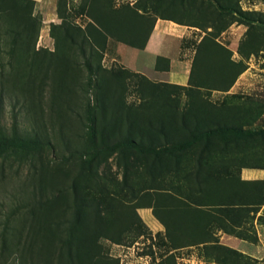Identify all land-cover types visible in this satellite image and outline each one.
I'll use <instances>...</instances> for the list:
<instances>
[{"label":"rangeland","instance_id":"374dc122","mask_svg":"<svg viewBox=\"0 0 264 264\" xmlns=\"http://www.w3.org/2000/svg\"><path fill=\"white\" fill-rule=\"evenodd\" d=\"M219 1L0 0V132L51 142L0 157V264H264V0ZM159 19L187 85L136 63Z\"/></svg>","mask_w":264,"mask_h":264},{"label":"crops","instance_id":"0c3cea01","mask_svg":"<svg viewBox=\"0 0 264 264\" xmlns=\"http://www.w3.org/2000/svg\"><path fill=\"white\" fill-rule=\"evenodd\" d=\"M186 33L189 34V30L183 25L166 19L157 20L145 49L140 53L142 57L136 62L141 72L155 81L187 85L194 56H188L182 48ZM160 61L170 67H157Z\"/></svg>","mask_w":264,"mask_h":264},{"label":"trees","instance_id":"16d2710c","mask_svg":"<svg viewBox=\"0 0 264 264\" xmlns=\"http://www.w3.org/2000/svg\"><path fill=\"white\" fill-rule=\"evenodd\" d=\"M219 8H223L219 0H213ZM153 31V30H152ZM152 33V32H151ZM151 35V34H150ZM150 37V36H149ZM148 37V39H149ZM148 39L146 41L145 47L147 45ZM159 65H157L158 67ZM225 134H247L255 135V132L246 131L243 128L237 126H218L214 128H209L202 133H200L197 138H209L211 136L225 135ZM193 143L192 140H188L180 144L178 147L186 148L188 145ZM125 145L132 148H137L141 151H146L145 148H142L139 143L128 140L125 142ZM45 146H51V142L48 139L41 138L36 135H31L28 132H25L19 128L18 124H14L10 133L0 132V157L6 154L10 149H22L27 151H38ZM145 149V150H144ZM154 150V148H151Z\"/></svg>","mask_w":264,"mask_h":264}]
</instances>
